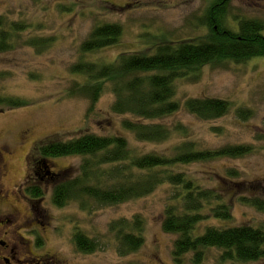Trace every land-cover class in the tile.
<instances>
[{
	"label": "rangeland",
	"instance_id": "obj_1",
	"mask_svg": "<svg viewBox=\"0 0 264 264\" xmlns=\"http://www.w3.org/2000/svg\"><path fill=\"white\" fill-rule=\"evenodd\" d=\"M211 1L0 0V16L7 22L24 21L32 26L21 35L14 50L0 54V95L30 102L26 107L0 111V145L69 140L91 133L101 137L123 136L138 155L152 152L172 155L182 139L178 134L154 144L140 142L122 128L124 120L135 121V118L112 112L115 96L110 84L90 113L88 99L68 97L69 89L86 83V78L71 73L70 66L80 60L111 64L121 55H153L169 43L201 38L207 32L204 15ZM240 18L264 21V0H230L229 19ZM105 22L122 26L121 39L100 52L83 56L81 44L97 24ZM29 38L51 39L52 42L38 53L23 44ZM175 85L176 100L182 104L189 98H219L231 103L232 111L220 119L203 121L181 108L173 116L156 122L145 121V124L173 126L181 123L188 127L189 139L198 149L213 150L230 145L254 148L252 154L244 157L220 158L175 168L204 187L222 193L232 207V221L209 218L201 222L194 235L202 234L209 226H264V211L244 206L239 201V197L264 199V57L243 63L228 62L214 68L206 66L197 81L182 79ZM237 108L249 109L250 116L239 118ZM52 160L55 170L64 173L62 180L65 181L78 174L83 158ZM229 170L240 174L239 186L225 180ZM172 194L173 189L165 184L144 198L115 206H100L90 201L88 209L83 210L74 202L62 208L46 204L54 219L46 236L47 248L63 256L71 255V264H174L172 249L176 236L165 233L162 228ZM135 215L145 220L144 245L134 254L119 256L110 224ZM77 229L95 239L100 249L90 254L78 253L73 241ZM70 249L75 254H71ZM218 255L217 250H210L204 264H264V261L220 263Z\"/></svg>",
	"mask_w": 264,
	"mask_h": 264
},
{
	"label": "trees",
	"instance_id": "obj_2",
	"mask_svg": "<svg viewBox=\"0 0 264 264\" xmlns=\"http://www.w3.org/2000/svg\"><path fill=\"white\" fill-rule=\"evenodd\" d=\"M229 1L210 2L204 15L207 32L201 38L169 43L153 55H121L111 64L84 59L70 66L71 73L86 78V83L76 84L67 95L88 99L89 113L104 94L106 85L110 84L115 96L112 112L135 118V121L124 120L122 128L138 141L160 144L173 134L182 139L172 155L156 152L138 155L123 136L101 137L85 133L69 140H48L41 149L46 159L83 158L78 174L61 182L54 190V206L62 208L74 202L87 210L90 201L100 206H115L144 198L159 186L168 184L173 189L172 203L165 208L162 228L165 233L176 236L172 249L174 264H204L210 250L218 251L220 263L264 261V226H209L202 234L194 235L201 222L209 218L232 221V207L222 193L204 187L183 171L175 170L182 165L244 157L253 153V146L198 149L189 139L188 127L181 123L173 126L145 124V121L156 122L173 116L181 108L203 121L220 119L232 111V104L219 98H189L182 104L176 100L175 85L182 79L197 81L206 66L214 68L228 62L243 63L264 57V21L250 18L230 20ZM30 28L32 26L24 21L9 23L0 16V54L14 50L21 35ZM122 35L119 24H97L81 44L83 56L113 46ZM51 42V39L29 38L23 44L42 53ZM29 103L20 97L0 95V111L26 107ZM235 112L241 119L248 118L251 113L244 108H237ZM225 180L239 186L240 174L229 170ZM239 201L244 206L264 211V199L239 197ZM144 228L145 220L140 215L121 218L110 224L119 256H129L143 247ZM73 241L76 251L81 254L95 253L100 249L95 239L78 229Z\"/></svg>",
	"mask_w": 264,
	"mask_h": 264
},
{
	"label": "flooded vegetation",
	"instance_id": "obj_3",
	"mask_svg": "<svg viewBox=\"0 0 264 264\" xmlns=\"http://www.w3.org/2000/svg\"><path fill=\"white\" fill-rule=\"evenodd\" d=\"M43 145H0V264L72 262L71 255L47 248L46 236L54 219L46 204L52 203L64 173L56 171L53 160L41 154ZM70 253L75 254L71 249Z\"/></svg>",
	"mask_w": 264,
	"mask_h": 264
}]
</instances>
